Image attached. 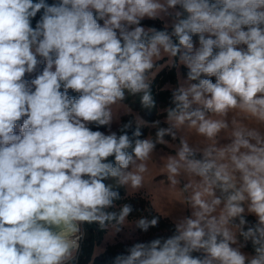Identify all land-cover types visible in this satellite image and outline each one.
<instances>
[{"label":"clouds","instance_id":"1","mask_svg":"<svg viewBox=\"0 0 264 264\" xmlns=\"http://www.w3.org/2000/svg\"><path fill=\"white\" fill-rule=\"evenodd\" d=\"M165 58L187 70L165 126L113 131L126 93L156 107ZM158 146L190 214L112 264H264V0H0V264H78L84 225L121 233L138 209H110Z\"/></svg>","mask_w":264,"mask_h":264},{"label":"rangeland","instance_id":"2","mask_svg":"<svg viewBox=\"0 0 264 264\" xmlns=\"http://www.w3.org/2000/svg\"><path fill=\"white\" fill-rule=\"evenodd\" d=\"M164 67H172L167 58L160 61L157 68L153 70V79L157 73ZM186 69L183 66L176 67V72L178 74V81L186 76ZM152 77H150L151 79ZM177 81V82H178ZM177 83H167L163 86L164 89L174 88ZM140 105V106H139ZM170 106L169 104H164L161 102L156 103V107L152 110L145 109L140 103V94L135 96L128 95L126 93V99L119 105L115 106L114 112L118 117L114 120L112 129L116 131L119 124L123 123L125 119H129L132 122L133 127L137 124H141L142 129L146 130V138L149 134H154V129L147 126L148 123L161 120V126H165L163 123L164 116L166 115L165 109ZM154 114V117L148 118L149 113ZM96 130V129H94ZM99 130L105 131L104 127ZM184 134V133H181ZM166 140L170 139L165 137ZM159 152L154 157L153 161H149V173L146 175L144 187L138 191H133L124 188L128 194L134 193H146L153 203L154 208L164 216L171 218L174 222L177 221L182 215L190 214V210L186 209V206L182 205V199L179 195V187L172 188L168 185L167 181L163 179L164 172L161 169L163 160L160 159L161 156H167L171 153V148L165 146H158ZM114 183V181H109ZM161 236H165L163 233ZM117 241H123L129 246L135 242L145 241L144 234L137 231L135 220L129 219L123 225V231L119 234L115 233L113 227L109 225L107 227V232L104 234L103 239L100 243L96 244L94 247V255L100 254L105 250L108 244L116 243ZM246 251H249L246 249Z\"/></svg>","mask_w":264,"mask_h":264},{"label":"trees","instance_id":"3","mask_svg":"<svg viewBox=\"0 0 264 264\" xmlns=\"http://www.w3.org/2000/svg\"><path fill=\"white\" fill-rule=\"evenodd\" d=\"M53 0H48V3H52ZM145 25H155L156 27H161L159 21H150L146 20L143 22ZM197 39L194 37V40ZM42 67V66H41ZM187 70L185 71V73ZM178 81V74L176 72V67H164L162 68L157 75L153 79L152 85V93L153 97L156 100V103L161 102L164 104H169L171 100V89H164L163 86L167 83L175 84ZM71 93V90H70ZM75 95V93H71ZM140 106V105H139ZM154 117V114L151 112L148 114V118ZM130 121L129 119H125L123 123ZM133 126V125H132ZM135 128V127H133ZM144 135L141 139L146 135V130L142 129ZM131 134V133H129ZM122 199L116 201L117 207L115 209H110V211H118L119 206L123 203H130L134 205L138 210L133 211L130 214L129 219L137 220L142 215H149V212L142 211L145 207L151 209V215H159L161 217L159 222V227L150 228L147 233L142 232L137 229V231L141 234H144L145 241L151 240L155 237L161 236L165 233V236L171 235L174 230V221L159 213L153 206L152 201L146 193H134L128 194L124 187L119 189ZM141 209V210H139ZM149 218L151 216L149 215ZM249 219H254L253 217H249ZM85 229V239L82 242L81 246V254L80 260L78 264H112L114 258L119 253H125L126 247L129 245L123 241H117L113 244H108L103 252L100 254L94 255V247L96 244L100 243L103 239L104 234L107 232L106 228H100L98 224L84 225ZM131 246V245H130ZM251 251V246L247 249Z\"/></svg>","mask_w":264,"mask_h":264},{"label":"built area","instance_id":"4","mask_svg":"<svg viewBox=\"0 0 264 264\" xmlns=\"http://www.w3.org/2000/svg\"><path fill=\"white\" fill-rule=\"evenodd\" d=\"M82 232H83V236L82 238L78 241V245H79V252H78V263H79V260H80V254H81V246H82V242L84 241L85 239V229L82 227Z\"/></svg>","mask_w":264,"mask_h":264}]
</instances>
